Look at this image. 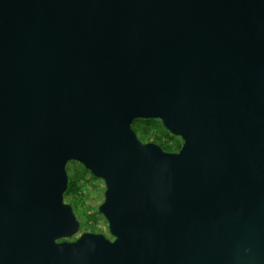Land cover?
Listing matches in <instances>:
<instances>
[{
  "label": "water",
  "instance_id": "1",
  "mask_svg": "<svg viewBox=\"0 0 264 264\" xmlns=\"http://www.w3.org/2000/svg\"><path fill=\"white\" fill-rule=\"evenodd\" d=\"M0 264H264V0H0Z\"/></svg>",
  "mask_w": 264,
  "mask_h": 264
},
{
  "label": "rangeland",
  "instance_id": "2",
  "mask_svg": "<svg viewBox=\"0 0 264 264\" xmlns=\"http://www.w3.org/2000/svg\"><path fill=\"white\" fill-rule=\"evenodd\" d=\"M166 139V138H165ZM148 141V140H147ZM175 145V143H173ZM68 172L72 178L77 180L83 187L81 193L77 195L69 194L68 200L70 198L77 199L80 198V194H83L81 203L76 210L78 218L81 220L82 225L79 233L70 239H75L81 232H83L85 220L90 216H96L98 219L95 222L96 231L105 233L107 236L112 237L109 233L108 221L104 215H97L99 205L104 200L105 184L104 181L96 176H94L91 171H89L82 163L78 161H70L67 166ZM71 180V178H70ZM68 200H66L68 202ZM84 202V204L82 203ZM82 204V205H81ZM91 221V220H89ZM94 222V221H91ZM88 231V230H87ZM90 231V230H89Z\"/></svg>",
  "mask_w": 264,
  "mask_h": 264
},
{
  "label": "trees",
  "instance_id": "3",
  "mask_svg": "<svg viewBox=\"0 0 264 264\" xmlns=\"http://www.w3.org/2000/svg\"><path fill=\"white\" fill-rule=\"evenodd\" d=\"M133 127L137 131L138 135L141 139L144 141H155L162 145V147L165 150L168 151H174L176 150L180 145L181 141L180 138L177 136H174L170 134L163 126L162 122L159 119H136L133 121ZM166 138V139H165ZM173 143L176 145L174 146ZM71 180L69 183V188L67 190L68 195L69 194H75L77 195L79 192L83 190V187L80 185V183L72 178L70 176ZM66 193V194H67ZM79 195V194H78ZM83 194H80V198H75L72 201V204L74 205L75 210L79 207V204L81 203ZM84 204V202H82ZM82 205V204H81ZM97 215L101 214L97 210ZM97 217L90 216L88 219L85 220L84 223V231L90 230V231H96L95 222L97 221ZM94 222H91V221Z\"/></svg>",
  "mask_w": 264,
  "mask_h": 264
},
{
  "label": "flooded vegetation",
  "instance_id": "4",
  "mask_svg": "<svg viewBox=\"0 0 264 264\" xmlns=\"http://www.w3.org/2000/svg\"><path fill=\"white\" fill-rule=\"evenodd\" d=\"M180 141H181V145H182V140H181V138H180ZM175 145H176V144H175ZM175 145H174V146H175ZM181 145H180L176 150H174V152L179 151ZM69 175H70V174H69ZM68 197H69L68 193L65 194V200H68ZM72 201H73V198H70V199L68 200V202H70V203H72ZM75 211H76V210H75Z\"/></svg>",
  "mask_w": 264,
  "mask_h": 264
}]
</instances>
